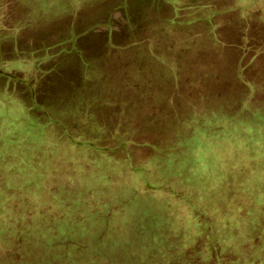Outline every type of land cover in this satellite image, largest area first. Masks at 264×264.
<instances>
[{
  "label": "rangeland",
  "instance_id": "1",
  "mask_svg": "<svg viewBox=\"0 0 264 264\" xmlns=\"http://www.w3.org/2000/svg\"><path fill=\"white\" fill-rule=\"evenodd\" d=\"M166 1L0 0V264L236 253L203 124L264 106V0Z\"/></svg>",
  "mask_w": 264,
  "mask_h": 264
},
{
  "label": "trees",
  "instance_id": "2",
  "mask_svg": "<svg viewBox=\"0 0 264 264\" xmlns=\"http://www.w3.org/2000/svg\"><path fill=\"white\" fill-rule=\"evenodd\" d=\"M254 13V25L256 24V18L260 16V26L264 29V18L262 17L264 15L256 11ZM260 40L263 50H255V55L264 54V34L260 36ZM246 45L245 42L243 45H238V47L251 50ZM251 93L253 92L251 91ZM238 102L242 104V107L248 108V111L243 112V114L234 112L230 116L225 113L217 117H207L203 124L207 136L214 140L209 144L211 154L205 157L204 160H209L208 164H213L216 172L222 171L220 179L222 183L221 194L223 193V196L221 198L225 200L221 203L223 210H236L238 214L234 235L230 232L231 229L228 228L230 225L228 223V225L224 224L227 234L231 233L228 238L234 242L232 247H236V253H221L219 247L214 246L215 256L211 263L207 259L200 264H264V106L260 105V107L252 108L248 106L250 99ZM244 114L246 115L244 116ZM212 120L217 123L213 130L212 127L210 128ZM197 144L202 143L197 142ZM226 148L235 150L236 162L234 165H226L224 159L220 157V150ZM215 160L219 164H215ZM199 161L200 159L198 163ZM210 165L207 167L211 168ZM242 195L244 198H239V200H242L241 205H237L235 199ZM230 197H232L234 204L228 203L227 198ZM243 209L245 214L240 213ZM223 210L220 211L224 212ZM230 221L229 223H232ZM219 241L220 239L216 240L213 245L219 243ZM233 255H237V257ZM184 263L185 261L182 259L176 262V264Z\"/></svg>",
  "mask_w": 264,
  "mask_h": 264
},
{
  "label": "crops",
  "instance_id": "3",
  "mask_svg": "<svg viewBox=\"0 0 264 264\" xmlns=\"http://www.w3.org/2000/svg\"><path fill=\"white\" fill-rule=\"evenodd\" d=\"M162 1H165V0H162ZM168 1V0H167ZM166 1V2H167ZM179 1V0H178ZM185 2V0H183ZM175 1L174 0H170V2H167L168 5H171L172 3H174ZM180 2V1H179ZM188 2H192V0H188ZM181 3V2H180ZM176 5V3L174 4V6Z\"/></svg>",
  "mask_w": 264,
  "mask_h": 264
}]
</instances>
